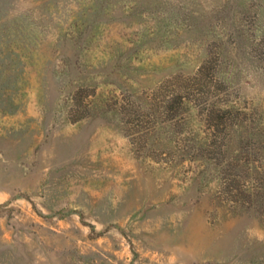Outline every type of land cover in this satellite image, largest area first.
<instances>
[{
  "label": "rangeland",
  "instance_id": "rangeland-1",
  "mask_svg": "<svg viewBox=\"0 0 264 264\" xmlns=\"http://www.w3.org/2000/svg\"><path fill=\"white\" fill-rule=\"evenodd\" d=\"M0 264H264V0H0Z\"/></svg>",
  "mask_w": 264,
  "mask_h": 264
}]
</instances>
